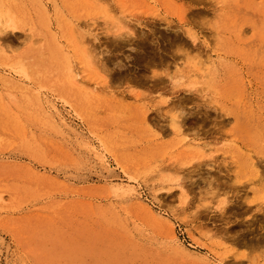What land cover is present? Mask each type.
Listing matches in <instances>:
<instances>
[{"label":"rangeland","instance_id":"1","mask_svg":"<svg viewBox=\"0 0 264 264\" xmlns=\"http://www.w3.org/2000/svg\"><path fill=\"white\" fill-rule=\"evenodd\" d=\"M0 264H264V0H0Z\"/></svg>","mask_w":264,"mask_h":264},{"label":"bare ground","instance_id":"2","mask_svg":"<svg viewBox=\"0 0 264 264\" xmlns=\"http://www.w3.org/2000/svg\"><path fill=\"white\" fill-rule=\"evenodd\" d=\"M8 28H12V23H8L7 24ZM192 43L196 44L197 43V39L196 38H191ZM172 129L174 131H178L179 129H181V122L180 121H173L172 123ZM119 192H121L123 195H125L126 197H131L129 191H127L124 188H118L117 189ZM144 212L146 213V215L148 216V218L153 222L154 225H158L161 226V224L156 220V218L152 215V213L150 212V210L148 209H143ZM170 239V238H169ZM171 241V240H170ZM178 246V245H177Z\"/></svg>","mask_w":264,"mask_h":264}]
</instances>
